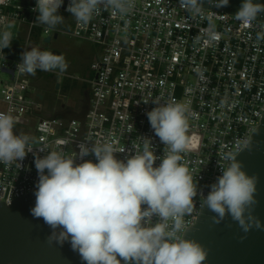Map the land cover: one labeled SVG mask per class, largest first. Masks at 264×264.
Wrapping results in <instances>:
<instances>
[{
  "label": "built area",
  "instance_id": "2783aa9c",
  "mask_svg": "<svg viewBox=\"0 0 264 264\" xmlns=\"http://www.w3.org/2000/svg\"><path fill=\"white\" fill-rule=\"evenodd\" d=\"M68 4L64 0L59 13L71 31L62 32L33 24L36 0H0V34L9 27L16 30L11 47L0 54V112L16 118L14 132L28 135L33 148L23 168L16 161L0 162V202L9 205L12 191L13 198L35 192L34 159L36 154L45 155L38 151L45 145L70 156L79 152L82 141L111 143L118 151L125 150L115 154L125 160L142 151L147 137L155 155L162 157L165 145L146 115L156 106L153 100L181 102L188 108V146L180 154L181 163L206 195L221 175L218 161L224 163L227 153L237 156L264 115V21L245 25L224 9L192 16L179 1L134 0L127 15L101 10L82 25L66 11ZM210 31L215 39H209ZM60 32L99 50L90 67L93 77L84 79L89 84V103L83 122L44 114V95L36 87L37 75L44 71L38 69L34 76L17 71L20 54L33 35L48 44L45 39L50 37L51 42ZM66 109L76 115L83 112L80 106ZM85 159L96 162L93 155ZM17 183L21 186L16 190ZM200 205L197 197L193 212L184 217L186 230L195 225Z\"/></svg>",
  "mask_w": 264,
  "mask_h": 264
},
{
  "label": "clouds",
  "instance_id": "9594fccd",
  "mask_svg": "<svg viewBox=\"0 0 264 264\" xmlns=\"http://www.w3.org/2000/svg\"><path fill=\"white\" fill-rule=\"evenodd\" d=\"M205 3L211 6L207 9L230 6V0H179L192 16H202ZM63 4L64 0H36L32 11L38 15L33 24L45 25L46 31L55 29L65 19L59 13ZM133 6L134 0H69L66 11L77 23L87 25L101 10L124 16ZM262 14L264 3L242 0L232 16L251 25ZM208 20L211 29L212 17ZM209 39H215L214 31L209 32ZM11 44L10 32L0 34V54ZM16 67L34 76L38 69L64 73L68 65L62 54L33 47L21 52ZM152 103L156 106L146 115L165 145L162 157L155 155L147 137H143L142 151H134L125 160L115 155L125 150L118 151L111 143L86 141L70 156L48 150L46 145L38 149L45 153L43 157L35 155L38 181L31 214L50 228L49 244L70 243L84 264H204L208 251L196 240L184 238V217L193 212L197 197L201 209L207 207L214 213V224L231 217L244 233L264 228L254 215L259 177L248 175L237 156L227 153L224 163L218 161L221 175L205 195L181 163L180 154L188 146V108L181 102ZM16 122L10 112H0V162L5 164L16 161L21 165L33 152L31 138L14 132ZM245 149L250 151V142L244 143ZM89 155L96 162L86 160ZM77 159L82 162L76 163ZM158 159L161 162L155 166Z\"/></svg>",
  "mask_w": 264,
  "mask_h": 264
},
{
  "label": "water",
  "instance_id": "95a60500",
  "mask_svg": "<svg viewBox=\"0 0 264 264\" xmlns=\"http://www.w3.org/2000/svg\"><path fill=\"white\" fill-rule=\"evenodd\" d=\"M255 2L264 3V0H254ZM241 3L242 0H230V6L221 8L220 11L224 9L227 13L235 14ZM204 7L207 9L211 6L205 3ZM257 19L264 21V14ZM50 40V37L45 39L47 43ZM52 52L61 54L59 51ZM59 88L60 84H57L56 89ZM85 97L80 115L64 111L60 116L83 122L89 103L87 93ZM39 98L43 99V95H39ZM61 108L64 109L65 105ZM249 142L250 151L241 150L237 160L243 163L248 175L259 177L256 192L258 204L254 215L264 222V115ZM24 161L25 158L21 161L22 168ZM19 186L21 185L17 183L16 190ZM10 199L9 205L0 202V264H84L78 252L72 250L70 243L65 242L62 246L48 243L50 228L42 218H34L30 211L35 206L34 192L13 198L12 191ZM213 215L207 207L201 209L195 225L187 228L184 237L196 240L208 251L204 264H264V228H253L244 233L231 217H226L220 224H214L211 220Z\"/></svg>",
  "mask_w": 264,
  "mask_h": 264
},
{
  "label": "rangeland",
  "instance_id": "374dc122",
  "mask_svg": "<svg viewBox=\"0 0 264 264\" xmlns=\"http://www.w3.org/2000/svg\"><path fill=\"white\" fill-rule=\"evenodd\" d=\"M62 32H70L71 27L63 23L56 26ZM7 31L14 34L16 30L9 27ZM36 47L41 51H59L68 65L64 73L41 72L37 75L36 87L44 95L42 107L44 114H61V106L76 110L78 106L83 109L85 100L83 92L89 89V84L84 79H91L93 72L91 63L99 52L92 43L78 38H72L68 34L61 33L50 43L43 44L40 38L32 36L27 46V50ZM60 88L56 89V85ZM60 112V113H59Z\"/></svg>",
  "mask_w": 264,
  "mask_h": 264
},
{
  "label": "flooded vegetation",
  "instance_id": "af4514ba",
  "mask_svg": "<svg viewBox=\"0 0 264 264\" xmlns=\"http://www.w3.org/2000/svg\"><path fill=\"white\" fill-rule=\"evenodd\" d=\"M86 93L88 94L89 96V89H86L84 92H83V97H84V100L86 99ZM81 106V105H80Z\"/></svg>",
  "mask_w": 264,
  "mask_h": 264
},
{
  "label": "crops",
  "instance_id": "0c3cea01",
  "mask_svg": "<svg viewBox=\"0 0 264 264\" xmlns=\"http://www.w3.org/2000/svg\"><path fill=\"white\" fill-rule=\"evenodd\" d=\"M65 108H66V106H65ZM65 108H64V109H61L60 112L69 111V110H67V109L65 110ZM60 112H59V113H60ZM59 115H60V114H59Z\"/></svg>",
  "mask_w": 264,
  "mask_h": 264
}]
</instances>
